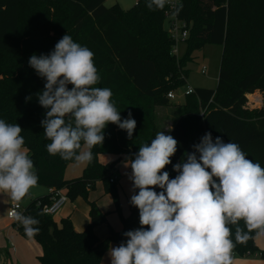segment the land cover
<instances>
[{"label":"trees","instance_id":"1","mask_svg":"<svg viewBox=\"0 0 264 264\" xmlns=\"http://www.w3.org/2000/svg\"><path fill=\"white\" fill-rule=\"evenodd\" d=\"M28 1L44 4L62 15V37L68 34L94 53L100 76L94 87L110 88L121 118L131 112L136 121L131 139L125 130L108 124L103 144L91 149V163L80 177L65 180V167L75 160L50 155L46 149L51 141L45 139L41 121L48 109L40 106L37 98L46 80L33 68L20 73L7 58L21 50V18L26 0H0V119L23 129L24 148L34 163L38 186L63 190L69 200L87 199L98 181L106 193H114L110 172L115 162L101 164L98 157H134L140 145L151 143L158 133L156 109L169 106L167 94L185 84L187 65L194 60V52L205 45L222 47L216 88H195L194 93L186 95L185 104L179 107L180 116L166 133L179 142L178 149L171 157L172 163L162 171L174 178L178 173L172 166L185 158V152H193L192 146L207 132L213 140L219 136L225 143L238 144L247 159L264 168V0H178L176 16L188 29L185 52L178 60L170 54L173 41L165 28L167 0L163 9H149V0H137L128 10L118 4L105 7V0ZM53 50L46 48L42 54ZM256 91L261 94L262 106L249 109L246 96ZM155 190L161 191L158 187ZM48 203V195L35 198L21 212L39 220L34 227L40 231L33 238L25 234L19 222H12L19 234L40 246L39 264H99L109 243L119 246L126 242L123 233L132 230L137 220L138 209L129 204V214H120L122 229L110 228L108 236L99 239L94 229L107 223V219L94 202L90 203L89 221L81 232L73 228L69 218L61 219L58 225L44 215L41 206ZM114 204L118 211L116 197ZM238 226L249 238L237 242V225H230L234 244L231 252L238 257L257 255L264 261V249L254 241L261 229L249 231L243 220Z\"/></svg>","mask_w":264,"mask_h":264},{"label":"clouds","instance_id":"2","mask_svg":"<svg viewBox=\"0 0 264 264\" xmlns=\"http://www.w3.org/2000/svg\"><path fill=\"white\" fill-rule=\"evenodd\" d=\"M165 3L149 0L147 7L163 9ZM93 57L89 48L65 34L49 54L29 58V66L46 80L37 98L48 109L41 125L51 141L46 145L50 155L91 163V149L103 144L108 124L125 130L129 139L133 136L132 113L122 119L112 90L94 87L100 76ZM22 130L0 119V190L15 201L39 179ZM178 143L161 131L150 144L139 146L134 159L125 160V167L131 168L130 204L139 210L140 227L124 232L126 242L109 250L111 264H231L230 225H237L235 239L240 243L249 238L238 226L241 220L249 231L264 232V168L247 159L238 144L225 143L219 136L213 140L207 132L192 146L193 152H185V158L172 166L178 174L170 179L162 170L172 163ZM12 217L29 238L39 233L34 227L39 220L18 211Z\"/></svg>","mask_w":264,"mask_h":264},{"label":"rangeland","instance_id":"3","mask_svg":"<svg viewBox=\"0 0 264 264\" xmlns=\"http://www.w3.org/2000/svg\"><path fill=\"white\" fill-rule=\"evenodd\" d=\"M136 1L137 0H105L103 5L105 7H111L114 4H118L123 10H128L136 4ZM165 28H168L167 22H165ZM63 34V18L59 12L54 11L52 8H49L44 4H36L26 0L22 8L21 50L16 56H7L9 64L15 66V69L20 73L27 72L32 69L28 63L29 58L33 54L37 56L41 55L46 48H55L56 43L62 38ZM177 48L178 57L181 58L185 52V43L183 41L178 43ZM221 54L222 47L218 45H205L201 50L194 52V60L186 67L188 73L185 84L172 91L174 99L170 100L169 106L156 109L158 119L168 117L171 122H174L176 118L180 116V108L186 102V91L188 87L192 89L216 88ZM203 67L204 72L201 73ZM254 93H257L260 97L257 96V94H251L250 96L254 97L252 101L249 99L250 96L246 97V107L249 109H259L263 103L261 94L258 91ZM166 109H169V111H166ZM161 125L162 122L160 124V121L158 120L157 126L160 128ZM159 128L158 132L161 131ZM99 159L103 164L115 162V165L110 172L111 177L115 179L114 193H106L102 182L98 181L95 183L94 188L89 190L87 199L78 197L75 200L68 199L66 203L68 208H70V219H72V215L74 216L73 218L76 222L84 223V218H89L90 203L94 202L96 209L99 212L106 214L107 223L95 228V230H98L100 234H105L103 237L104 239L108 236L110 228L115 231L122 229L123 225L120 214L123 217L128 214L130 198L133 191L132 182L128 179L127 175L131 173V168L125 167L124 157L117 159V157L105 154L101 155ZM86 165L87 163H80L76 161L69 163L65 167L64 179L71 180L80 177ZM43 190L47 189L36 185L29 190L28 194H26L22 200L17 202L22 208H25L30 203L32 197H41V192ZM114 197H116L118 202V211L116 210V205L114 204ZM10 199H12L10 193L0 190V249L4 248V251L9 252L13 259V255L15 254L11 253L10 249L14 246L15 249L18 250L19 256L23 257L25 264H38L35 255V250L39 248L37 243L30 239H25L11 225L12 221L7 218V211L8 208H10ZM54 216H56V214ZM136 218L137 220L132 230L140 227L139 210L136 212ZM86 226L87 224L83 227V229ZM12 227V231H14V234L18 236L22 246L15 242L11 237H8L7 232ZM263 236V234H258L254 239L257 244L256 246L259 249L261 248L259 241H263ZM6 237H8L7 240ZM117 246L118 245L116 243L110 242L99 264H110L111 261L108 252L112 247ZM19 247L22 248V251H20ZM12 261L13 264H18L15 259ZM231 264H264V261L257 255L247 257L234 256L233 259H231Z\"/></svg>","mask_w":264,"mask_h":264},{"label":"built area","instance_id":"4","mask_svg":"<svg viewBox=\"0 0 264 264\" xmlns=\"http://www.w3.org/2000/svg\"><path fill=\"white\" fill-rule=\"evenodd\" d=\"M178 4H179L178 0H167L166 3L167 8L166 11L164 12V17L168 25L167 29L173 41V46L171 48L170 54L174 56L176 60L179 59L177 45L182 41L184 42L188 35L187 24L182 21H179L176 16V9ZM203 72H204V67L201 70V73ZM191 93H194V89L188 87L186 91V95H189ZM167 98L169 100L174 99L173 93L169 92L167 94ZM114 181H115L114 178L110 179L111 183ZM48 196H49V203L42 205L41 210L44 215L52 217L65 205L68 199L65 193L63 192V190L55 189V188L48 189ZM13 211H18L20 213L23 211V208L17 201H12L11 206L7 212V218L12 222L15 221L12 217ZM230 256L231 259H233L235 255L231 252Z\"/></svg>","mask_w":264,"mask_h":264},{"label":"crops","instance_id":"5","mask_svg":"<svg viewBox=\"0 0 264 264\" xmlns=\"http://www.w3.org/2000/svg\"><path fill=\"white\" fill-rule=\"evenodd\" d=\"M257 93H254V94H252V95H256ZM247 96H250V95H247ZM246 96V97H247ZM257 96H259L258 94H257ZM260 97V96H259ZM261 99V98H260ZM170 100H173V99H170ZM169 100V101H170ZM165 110V109H164ZM166 111H169V109L167 110L166 109ZM159 121H160V124H161V122H162V125H161V127L159 128L161 131H164L165 132V134L167 133V131L170 129V127H171V125H172V123L173 122H171V120H170V118H168V117H163V118H160V119H158ZM160 131V132H161ZM101 156V155H100ZM99 156V157H100ZM110 156V155H109ZM99 157H98V161L101 163V161H100V159H99ZM112 157H116V156H113L112 155ZM125 158V160L126 159H134V157H132V156H128V157H124ZM101 164H103V163H101ZM115 182V181H114ZM44 192V193H43ZM41 195L42 196H46V195H48V190H43L42 192H41ZM41 196V197H42ZM33 199H35V198H31V200H33ZM12 201H15V200H13V199H10V202H9V207H10V205H11V202ZM8 210H9V208H8ZM70 208H68V205H67V203H65V205L56 213V216H53L52 217V219H53V221L56 223V224H58L59 225V222H60V220L61 219H63V218H69L70 219ZM8 212V211H7ZM128 214H129V212H128ZM128 214H126V216L128 215ZM125 216V217H126ZM74 216H72L71 215V218L72 219H70V221L72 222V225H73V228L76 230V231H78V232H81V231H83L84 229H83V227L86 225V224H88V221H89V218H84V223H78V222H76V220L73 218ZM12 225V224H11ZM12 229H13V227L11 228V229H9V231L7 232V235H8V237H11L12 239H14V241L15 242H17L20 246H22V243L20 242V239H18V236H16V234H14V231H12ZM119 231V230H118ZM19 233V232H18ZM94 233L97 235V237L99 238V239H103V237H104V235L105 234H100V232L98 231V230H95L94 229ZM99 233V234H98ZM258 234H263L264 235V233H262V232H260V233H258ZM257 234V235H258ZM98 235H101V236H98ZM261 236V235H260ZM8 237H6V240L8 239ZM31 240V239H30ZM33 241V240H32ZM34 242V241H33ZM256 244V243H255ZM12 245V244H11ZM38 245V244H37ZM257 245V244H256ZM259 245H261V248L260 249H264V236H263V241L261 240V241H259ZM38 247L39 248H37L36 250H35V252H36V259H37V257L38 256H40L41 255V249H40V246L38 245ZM19 249H20V251H22V248H20L19 247ZM5 249L3 248V249H0V264H13V259H15L16 261H17V263L18 264H25V262H24V260H23V257H20L19 256V252H18V250L17 249H15V247L14 246H12V248L10 249V251H11V253H13V254H15V255H13V259H12V256L10 255V253L9 252H7V251H4ZM38 262V261H37ZM239 263V262H238ZM38 264H39V262H38ZM111 264V263H110Z\"/></svg>","mask_w":264,"mask_h":264},{"label":"bare ground","instance_id":"6","mask_svg":"<svg viewBox=\"0 0 264 264\" xmlns=\"http://www.w3.org/2000/svg\"><path fill=\"white\" fill-rule=\"evenodd\" d=\"M249 99L252 101L254 99V97L253 96H250ZM249 103H251V102H249Z\"/></svg>","mask_w":264,"mask_h":264}]
</instances>
